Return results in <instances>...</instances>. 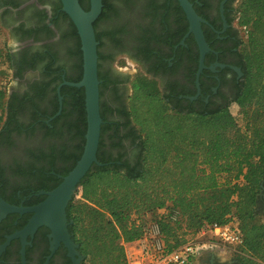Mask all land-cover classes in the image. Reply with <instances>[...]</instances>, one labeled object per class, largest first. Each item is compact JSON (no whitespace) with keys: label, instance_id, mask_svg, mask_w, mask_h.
Returning a JSON list of instances; mask_svg holds the SVG:
<instances>
[{"label":"trees","instance_id":"16d2710c","mask_svg":"<svg viewBox=\"0 0 264 264\" xmlns=\"http://www.w3.org/2000/svg\"><path fill=\"white\" fill-rule=\"evenodd\" d=\"M78 1L83 10H89V0ZM195 1L189 0L198 13ZM55 10L58 15L50 23L61 19L67 24L61 40L68 46H61L60 51L73 59L69 77L63 78L58 50L46 45L45 52L28 64L40 72V79L28 82L22 91L0 88V141L13 156L22 155L0 166V182H9L2 175L8 168L30 181L53 172L55 183L48 188L21 183L15 189L37 192L55 188L61 182L56 176L65 177L73 169L85 143L82 88L61 87L62 110L56 115L57 87L82 78V52L77 30L61 11L60 0ZM233 19L245 30L243 81L230 103L237 106L242 127L230 113V104L205 106L198 100L196 105L184 98L193 95L190 90L180 95L173 89L162 93L154 78L155 68L134 76L126 103L115 112L103 100L112 84L110 93L117 98L116 82L101 70L106 59H114L101 51L103 46L120 53L134 52L135 57H171V67L162 63L171 74L181 63L177 61L180 53L188 51L185 78L192 84L198 48L191 34L184 45H178L188 32V22L177 0H102L101 14L93 25L99 43L102 124L97 161L101 166L92 167L66 208L68 231L83 264H125V245L143 238L152 224L158 226L165 248L172 251L202 230L230 220L237 222L242 237L236 255L241 264H264V222H258L264 216V0H241ZM39 20L43 22V17ZM35 32L50 38L46 24ZM203 35L208 42L205 30ZM7 59L10 62L9 53ZM10 68L12 80H21L12 65ZM204 75L199 80L201 87ZM207 91L211 94L209 88ZM48 232L41 227L33 239L28 238L31 246L26 247V264L37 248L38 237L46 240ZM15 244L14 255L20 262L19 240L9 244L1 260L12 255Z\"/></svg>","mask_w":264,"mask_h":264},{"label":"flooded vegetation","instance_id":"af4514ba","mask_svg":"<svg viewBox=\"0 0 264 264\" xmlns=\"http://www.w3.org/2000/svg\"><path fill=\"white\" fill-rule=\"evenodd\" d=\"M240 1L241 0L195 1V3H198L199 8L198 13H195L205 21V23L201 24V28L207 32V37L210 39L208 42L206 41L210 51L206 53L204 57V69L198 78L199 83L200 77L205 74L202 78V87L200 86V83L198 86L196 85L198 64L196 65L195 69H192L194 70L193 84L190 82V80L185 78L188 51L181 52L180 56H178L177 61L181 63L173 74L166 72L164 67L162 68V63L165 62H168L167 67H171V61L173 59L171 57L163 59L144 58L143 56L135 57V55H133L134 52H131L132 54H127L109 50L105 53V55L114 58L115 56H124L125 58L134 62L138 68L144 72V74H147L146 72L148 69L155 68L157 75L154 78L159 82V88L164 94H168L170 89L176 90L179 95L184 90H190L193 92V95L191 97H183L190 102H196V105L199 104L198 100L202 101L205 106H213L214 104L218 105L222 103L230 104L236 97V94L239 92V87L244 76L242 71L243 61L241 54L244 29H240L236 20L233 19L237 14V6ZM57 3L58 0H0V26L4 30H7V32L18 42L9 52V63L12 65L14 72L22 76L21 80L16 79V81H25V86L28 84V82L29 84L33 83L32 80L34 79L28 80V76L29 74L37 71V69L28 68V64H30L32 61H35L38 54L45 52V48L43 49L44 46L42 48L38 47L41 45V40L43 41L48 39L46 38L47 35L39 32L37 33L35 30L43 24H46L50 32L49 37L52 38V36L56 35L55 28H57V26L64 27L61 19H57L58 21L56 20L57 22L55 24L50 23V21L58 15L59 10H55ZM36 14H38V16H36ZM42 17L43 22L39 20V18ZM28 31L31 32L29 35H27ZM178 45L182 46L180 44ZM167 51L168 50L166 49V52ZM110 61L111 59H106L104 61L105 64H102L101 70L111 81L116 82L115 88L117 92V98H114V96H112L110 93V89L113 87L112 84L106 90L103 100L106 102L108 107L116 112L117 109H120L122 104L126 103L127 98L129 97V93H127L129 92V81L127 75L118 73L107 64V62ZM62 75L63 78H65L66 75L69 77V73L65 69H63ZM149 76L152 78V75ZM38 78L40 79V72L38 77L35 79L38 80ZM207 88L210 89L211 94L208 93ZM177 98L182 99V96H178ZM127 143L125 145H128ZM7 150L9 149L5 148L0 141V166L2 167L4 164H8L11 158H22L21 153L14 154L13 156V152ZM127 157H129V155ZM19 161L24 164V161ZM14 171L8 168L5 171L2 170L4 179H7L11 184L6 182L4 185V183L0 182V199L11 206L17 205L16 207L22 208L37 206L46 199L49 192L54 190L61 183L60 182L55 188L51 190H46L43 188L37 190V192H34L32 189H15L17 186L19 187L21 183L22 185L32 184L31 186L33 187H35L33 184L44 185L46 188L53 187L55 180L50 175V173L53 175V172L45 173L44 176L30 181L29 177H24L22 175L15 176ZM63 178L64 177L61 175L56 176V179L61 181ZM15 182L18 183V185H15ZM29 187L30 186H27V188ZM31 217L32 214L30 213L7 214L0 221V246L5 243L7 236L21 231L27 224L24 222H28ZM22 223L25 225L23 224L21 228H18ZM66 228L68 234L70 235L68 231V223ZM49 233L50 232L46 234V240H44L43 236L38 237L39 240L37 241V248L33 250L30 256L31 261L29 264H74L71 258L68 257V250L63 246L62 243L57 245L55 251L51 254L50 240L48 238ZM3 239L4 242H1ZM15 240L18 239H14L12 241ZM16 248L17 244L12 247V255L10 252V256L7 260L4 259L5 261L1 260V257L4 254L3 252L0 255V264L20 263L17 262L16 256L14 255ZM77 248H75L76 251ZM46 251L48 254H45ZM78 255L79 256H75V259L77 260L80 257V261H78L77 264H83V257L80 256L79 252ZM204 258H206L207 264H220L218 261H216L214 255L211 254V252L202 253V256H200L199 259L203 261ZM232 264H241V262L238 258H233Z\"/></svg>","mask_w":264,"mask_h":264},{"label":"water","instance_id":"95a60500","mask_svg":"<svg viewBox=\"0 0 264 264\" xmlns=\"http://www.w3.org/2000/svg\"><path fill=\"white\" fill-rule=\"evenodd\" d=\"M62 12H64L74 24L81 44L82 52V78L77 83L64 81L57 88L59 98V109L56 115L61 112L62 100L59 95L60 87L65 85L74 88H82L85 95L86 112V133L85 143L82 154L73 167V169L62 179L61 183L47 194L46 199L37 206L30 208L16 207L6 204L0 199V221L10 213L25 214L30 213L32 217L21 231H18L6 237V241L0 246V255L9 246L14 239L20 241V262L26 264L25 251L27 246H31L28 238L33 239L37 230L45 227L49 230L48 238L50 240V252L60 243L68 250V257L74 264L80 261V257L75 250L78 246L73 243L67 232L66 208L74 196H76L81 181L86 177L94 165L101 166L97 161V151L100 139V129L102 120L99 110V80H98V45L95 37L94 23L98 19L102 10V0H89V10L85 11L80 6L78 0H60ZM180 8L184 12L188 22V32L180 41L184 45L185 39L191 34L196 42L199 59L198 72L196 76V85L198 78L204 69V57L210 51L201 24L205 23L194 11L189 0H177ZM193 99V98H190Z\"/></svg>","mask_w":264,"mask_h":264},{"label":"built area","instance_id":"2783aa9c","mask_svg":"<svg viewBox=\"0 0 264 264\" xmlns=\"http://www.w3.org/2000/svg\"><path fill=\"white\" fill-rule=\"evenodd\" d=\"M241 245L242 237L235 220L214 224L172 251L165 248L158 226L152 224L143 238L125 245V264H194L203 252L226 248L234 251Z\"/></svg>","mask_w":264,"mask_h":264},{"label":"rangeland","instance_id":"374dc122","mask_svg":"<svg viewBox=\"0 0 264 264\" xmlns=\"http://www.w3.org/2000/svg\"><path fill=\"white\" fill-rule=\"evenodd\" d=\"M65 25H67V24L64 23V27L57 26V28H55L56 29V35L52 36V38H48V39H45L43 41L41 40L40 41L41 45H39L38 48H42L43 46L48 45L50 47H54V49H57L59 52L58 61L60 63H62L64 69L68 73H71V71H72L71 65H72L73 59L70 58L69 56L67 57L65 55V50L62 49V51H60L61 46L63 48L68 46L67 41L66 42L64 41L65 42L64 43L61 40L62 32H63L62 29H64L66 27ZM16 43H18V42L7 32V30H4L0 26V51L2 54V57L0 58V88L7 90L9 92L13 89L17 90V91H22L25 87V81L18 82V81L12 80V70L10 68V63L7 59V54L12 50V47L14 45H16ZM108 50L112 51L110 46L107 44L101 48V51L104 54L106 52H108ZM107 64L111 68H113L115 71H117L118 73H120L122 75H127L129 82L134 78L135 75L142 73L141 70L138 68V66L134 62L130 61L129 59L125 58L124 56H118V57L115 56V58L112 61L107 62ZM38 74H39L38 70L29 74L28 80L37 78ZM229 111L237 120L238 125L242 127L243 123L240 119V116L238 115L237 106L235 104H230ZM0 126H1V123H0ZM219 182H221V183L223 182L222 176L219 177ZM77 194H78V192H77ZM258 222H264V216L263 215L258 217ZM207 252H211V254L214 255V258L216 259V261H218L220 264H232V259L237 258L236 257L237 250L233 251L232 248L207 251ZM200 256H202V254H200L195 259V262L197 264H207L206 258H204V260L202 261L199 259ZM195 262H194V264H196Z\"/></svg>","mask_w":264,"mask_h":264}]
</instances>
